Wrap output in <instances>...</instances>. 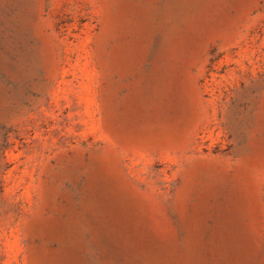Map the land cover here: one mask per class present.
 Instances as JSON below:
<instances>
[{"label":"rangeland","instance_id":"374dc122","mask_svg":"<svg viewBox=\"0 0 264 264\" xmlns=\"http://www.w3.org/2000/svg\"><path fill=\"white\" fill-rule=\"evenodd\" d=\"M0 264H264V0H0Z\"/></svg>","mask_w":264,"mask_h":264}]
</instances>
